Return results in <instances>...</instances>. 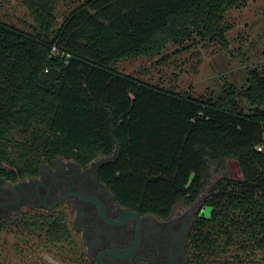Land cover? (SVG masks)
<instances>
[{
    "label": "trees",
    "instance_id": "trees-1",
    "mask_svg": "<svg viewBox=\"0 0 264 264\" xmlns=\"http://www.w3.org/2000/svg\"><path fill=\"white\" fill-rule=\"evenodd\" d=\"M21 1L29 31L0 18L1 174L14 182L54 158L113 157L98 175L125 208L166 219L202 199L192 264H264V66L208 98L113 69L194 37L226 50L224 15L247 0H83L60 24L58 0ZM228 160L240 179L223 175L207 192ZM14 227L59 264H83L62 213L24 214Z\"/></svg>",
    "mask_w": 264,
    "mask_h": 264
},
{
    "label": "flooded vegetation",
    "instance_id": "flooded-vegetation-1",
    "mask_svg": "<svg viewBox=\"0 0 264 264\" xmlns=\"http://www.w3.org/2000/svg\"><path fill=\"white\" fill-rule=\"evenodd\" d=\"M99 158L87 165L54 158L37 176L10 181L1 174L0 221L24 214L62 213L83 264H192L190 233L198 201L166 219L121 206L100 180Z\"/></svg>",
    "mask_w": 264,
    "mask_h": 264
},
{
    "label": "rangeland",
    "instance_id": "rangeland-1",
    "mask_svg": "<svg viewBox=\"0 0 264 264\" xmlns=\"http://www.w3.org/2000/svg\"><path fill=\"white\" fill-rule=\"evenodd\" d=\"M82 1L58 0L55 5L57 23L60 24ZM0 18L23 31H29L33 22L21 0H0ZM224 24L230 28L226 32V50L194 37L181 46L169 42L154 57L120 60L113 69L178 94L216 97L225 84L241 86L247 68L264 66V0H247L243 8H230L224 15ZM223 175L239 180L237 163L228 160L225 172L212 171L206 191L212 189ZM201 201H198L197 212L207 213L208 209L201 206ZM38 247L35 237L0 221V264H59L53 251Z\"/></svg>",
    "mask_w": 264,
    "mask_h": 264
},
{
    "label": "water",
    "instance_id": "water-1",
    "mask_svg": "<svg viewBox=\"0 0 264 264\" xmlns=\"http://www.w3.org/2000/svg\"><path fill=\"white\" fill-rule=\"evenodd\" d=\"M112 159H113V157L99 158V163H100V164H104V163L109 162V161L112 160Z\"/></svg>",
    "mask_w": 264,
    "mask_h": 264
},
{
    "label": "built area",
    "instance_id": "built-area-1",
    "mask_svg": "<svg viewBox=\"0 0 264 264\" xmlns=\"http://www.w3.org/2000/svg\"><path fill=\"white\" fill-rule=\"evenodd\" d=\"M260 149V148H259ZM200 212H202V211H200Z\"/></svg>",
    "mask_w": 264,
    "mask_h": 264
}]
</instances>
